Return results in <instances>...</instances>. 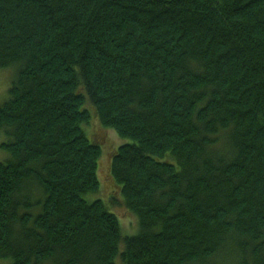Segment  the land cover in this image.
<instances>
[{
  "label": "trees",
  "instance_id": "16d2710c",
  "mask_svg": "<svg viewBox=\"0 0 264 264\" xmlns=\"http://www.w3.org/2000/svg\"><path fill=\"white\" fill-rule=\"evenodd\" d=\"M8 68L1 261L264 264V0H0Z\"/></svg>",
  "mask_w": 264,
  "mask_h": 264
},
{
  "label": "rangeland",
  "instance_id": "374dc122",
  "mask_svg": "<svg viewBox=\"0 0 264 264\" xmlns=\"http://www.w3.org/2000/svg\"><path fill=\"white\" fill-rule=\"evenodd\" d=\"M14 75V68L0 70V104L4 103L7 99L8 90L11 86ZM87 132L91 135L92 139H97L103 142L102 154L98 170L100 190L96 197L100 198L105 205L110 201V199H113L114 204L111 205V208L120 223L123 235L134 236L137 233L136 220L134 219V217L128 214L127 210L121 204L118 198V194L114 192V187L109 175L111 154L120 144L123 145L126 141H120L114 132L102 129V127L96 120L88 128ZM0 141L3 142L4 140L1 138ZM7 155L8 154H6L5 151L0 149V163L6 161V159L8 158ZM92 199L94 200V196ZM109 211L113 213L111 210ZM0 264L9 263L0 260Z\"/></svg>",
  "mask_w": 264,
  "mask_h": 264
}]
</instances>
